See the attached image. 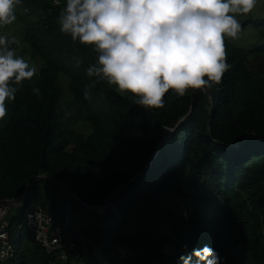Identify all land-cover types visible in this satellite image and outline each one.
<instances>
[{"label":"trees","instance_id":"trees-1","mask_svg":"<svg viewBox=\"0 0 264 264\" xmlns=\"http://www.w3.org/2000/svg\"><path fill=\"white\" fill-rule=\"evenodd\" d=\"M65 5L21 0L15 8L36 72L9 81L18 91L0 119V198L31 183L25 206L11 214V236L27 211L43 209L53 233L75 243L80 264H183L181 256L205 245L220 264H264V56L225 36L231 68L220 84L183 96L170 89L162 108H144L86 74L97 53L59 30ZM62 74L72 97L65 107ZM85 123L83 136L74 127ZM57 181L92 206L122 189L99 212ZM16 246L18 264L56 257L27 228Z\"/></svg>","mask_w":264,"mask_h":264},{"label":"clouds","instance_id":"clouds-1","mask_svg":"<svg viewBox=\"0 0 264 264\" xmlns=\"http://www.w3.org/2000/svg\"><path fill=\"white\" fill-rule=\"evenodd\" d=\"M59 3V1H56ZM257 0H66L57 22L73 42L92 45L95 63L86 74L132 93L144 108H162L169 90L180 96L188 89L220 84L231 65L224 37H237L241 24L229 13H249ZM21 0H0V24L16 20ZM15 37L0 35V119L5 101L15 100L20 84L36 69L14 46ZM207 76V80L204 77ZM39 98V88H33ZM87 98V93H85ZM193 258H195L193 260ZM183 264H220L218 253L205 245L181 256Z\"/></svg>","mask_w":264,"mask_h":264},{"label":"built area","instance_id":"built-area-1","mask_svg":"<svg viewBox=\"0 0 264 264\" xmlns=\"http://www.w3.org/2000/svg\"><path fill=\"white\" fill-rule=\"evenodd\" d=\"M26 200V192L15 197L0 198V263L7 262L15 257L17 252L16 240L20 237L21 230L27 228L35 241L48 254L56 255L55 258L49 260L48 264H65L68 261H71L73 264H80L82 262L81 255L75 243L70 241L65 234L53 233V217L43 209L27 211L18 231L15 232L14 237L11 236V214L15 210L22 209L25 206ZM111 204H103L101 206L89 205L87 207L99 212H105Z\"/></svg>","mask_w":264,"mask_h":264},{"label":"rangeland","instance_id":"rangeland-1","mask_svg":"<svg viewBox=\"0 0 264 264\" xmlns=\"http://www.w3.org/2000/svg\"><path fill=\"white\" fill-rule=\"evenodd\" d=\"M229 14L235 16L242 26L241 31L238 33L237 37L232 38L226 36V38L232 44L241 48L242 50H255L254 56H264V25L256 26L252 23V21L254 20H264V0H257L256 6L249 13ZM42 16H44L43 13L37 15V17ZM0 32L4 33L9 38L15 37L17 40H19L20 44L18 46V49L16 50V54L23 57L28 63H33L31 49L24 40V26L18 19H16L12 24L9 25L0 24ZM251 56L250 59H253L254 57ZM68 82V77L65 74L60 75L59 85L63 89L64 107L70 105L72 102V97L68 91ZM74 129L81 135L85 136L90 129V125L89 123L79 124L77 127H74ZM0 264H18V261L9 260Z\"/></svg>","mask_w":264,"mask_h":264},{"label":"water","instance_id":"water-1","mask_svg":"<svg viewBox=\"0 0 264 264\" xmlns=\"http://www.w3.org/2000/svg\"><path fill=\"white\" fill-rule=\"evenodd\" d=\"M208 92V91H207ZM44 178V176H42V175H39L38 177H37V179H43ZM57 183L58 184H60L64 189H66L69 193H71L72 195H75L76 197H77V195H76V192L74 191V190H72L69 186H67L66 184H64V183H62V182H60V181H57ZM30 187H31V183H29L28 185H27V189H26V194H27V197H28V195H29V193H30ZM122 189V186H119L115 191H114V193H113V195L110 197V198H108L105 202H104V204H110V203H112L113 202V200H114V198L116 197V195L119 193V191ZM78 198V197H77ZM79 200H81L80 198H78ZM82 201V200H81ZM85 205H87V206H89L90 204L89 203H87V202H85V201H82Z\"/></svg>","mask_w":264,"mask_h":264}]
</instances>
